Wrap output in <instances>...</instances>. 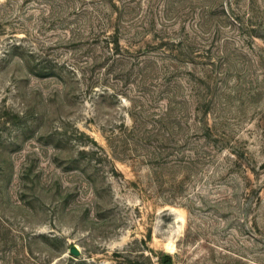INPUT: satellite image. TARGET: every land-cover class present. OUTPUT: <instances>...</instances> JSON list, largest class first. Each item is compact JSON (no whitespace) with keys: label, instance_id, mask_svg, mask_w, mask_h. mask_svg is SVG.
I'll return each mask as SVG.
<instances>
[{"label":"rangeland","instance_id":"obj_1","mask_svg":"<svg viewBox=\"0 0 264 264\" xmlns=\"http://www.w3.org/2000/svg\"><path fill=\"white\" fill-rule=\"evenodd\" d=\"M169 262L264 264V0H0V264Z\"/></svg>","mask_w":264,"mask_h":264},{"label":"water","instance_id":"obj_2","mask_svg":"<svg viewBox=\"0 0 264 264\" xmlns=\"http://www.w3.org/2000/svg\"><path fill=\"white\" fill-rule=\"evenodd\" d=\"M70 252H71L73 255H75V256H80V255H81L80 250H79L76 246L71 247ZM168 264H172V263L169 262Z\"/></svg>","mask_w":264,"mask_h":264},{"label":"trees","instance_id":"obj_3","mask_svg":"<svg viewBox=\"0 0 264 264\" xmlns=\"http://www.w3.org/2000/svg\"><path fill=\"white\" fill-rule=\"evenodd\" d=\"M116 42L119 44L118 40H116Z\"/></svg>","mask_w":264,"mask_h":264}]
</instances>
